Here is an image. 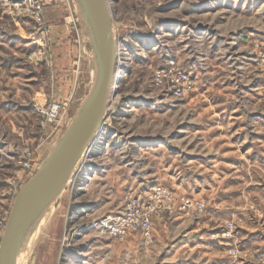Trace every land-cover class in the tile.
<instances>
[{
    "label": "rangeland",
    "instance_id": "obj_1",
    "mask_svg": "<svg viewBox=\"0 0 264 264\" xmlns=\"http://www.w3.org/2000/svg\"><path fill=\"white\" fill-rule=\"evenodd\" d=\"M106 1L116 68L102 127L17 264H264V0ZM42 2L41 22L0 4L2 213L94 77L73 1ZM170 60L191 78L181 97L153 85ZM158 186L205 208L153 211L147 236L104 230L125 195L148 203Z\"/></svg>",
    "mask_w": 264,
    "mask_h": 264
},
{
    "label": "water",
    "instance_id": "obj_2",
    "mask_svg": "<svg viewBox=\"0 0 264 264\" xmlns=\"http://www.w3.org/2000/svg\"><path fill=\"white\" fill-rule=\"evenodd\" d=\"M75 1L94 52L96 75L71 123L41 166L18 190L0 245V264H16L21 244L36 229L103 124L116 67L112 17L106 0Z\"/></svg>",
    "mask_w": 264,
    "mask_h": 264
},
{
    "label": "built area",
    "instance_id": "obj_3",
    "mask_svg": "<svg viewBox=\"0 0 264 264\" xmlns=\"http://www.w3.org/2000/svg\"><path fill=\"white\" fill-rule=\"evenodd\" d=\"M0 4L15 10L16 13H26L38 22L42 21V0H0ZM153 85L170 91L176 97H181L187 90L191 89V78L184 69L179 68L174 61L170 60L165 66L154 71ZM65 111L64 105L52 103L47 107L45 113L51 121L60 124L59 120ZM22 165L23 169L29 174L35 172L33 151H26L25 157L22 159ZM150 197L151 202L145 203L138 198L125 195L122 200V210L118 215L109 217V220L104 225V230L119 239H123L126 234L136 231H140L141 234L147 236L152 230L151 213L153 211L160 209L172 210L176 201L187 212L189 210L202 212L205 208L203 200H192L185 196H181L176 200L172 192L162 186L155 187ZM10 210L11 208L3 213L0 212V245ZM233 226V222H227L226 229L228 233L231 232Z\"/></svg>",
    "mask_w": 264,
    "mask_h": 264
},
{
    "label": "bare ground",
    "instance_id": "obj_4",
    "mask_svg": "<svg viewBox=\"0 0 264 264\" xmlns=\"http://www.w3.org/2000/svg\"><path fill=\"white\" fill-rule=\"evenodd\" d=\"M73 1V5L75 4V9H77L79 12H80V8H79V6L77 5V2L75 1V0H72ZM81 13V12H80ZM81 17H82V15H81ZM83 18V17H82ZM112 34H113V30H112ZM113 39H114V36H113ZM116 41H114V43H115ZM115 50H116V46H115ZM116 54V53H115ZM92 57H93V61H94V77H93V80H92V84H93V82H94V78H95V75H96V63H95V59H94V52H93V50H92ZM116 68V67H115ZM114 74H115V72H114ZM114 74H113V79H114ZM112 83H113V81H112ZM91 88V87H90ZM111 90V89H110ZM86 95H87V93H86ZM86 97V96H85ZM84 97V98H85ZM84 98L82 99V101L84 100ZM107 109V108H106ZM105 113H106V110H105ZM105 113H104V116H105ZM75 116V115H74ZM74 116H73V118H74ZM73 118H72V120H73ZM71 120V121H72ZM103 120H104V118H103ZM71 121L69 122V124L71 123ZM68 124V125H69ZM68 127V126H67ZM61 136V135H60ZM93 143V142H92ZM92 143L89 145V147L92 145ZM89 147L88 148H86V150L83 152V154L89 149ZM83 154H82V156H83ZM81 156V157H82ZM46 157V156H45ZM44 157V158H45ZM81 157H80V159H79V161L81 160ZM43 158V159H44ZM43 159H42V161H43ZM78 161V162H79ZM42 163V162H41ZM41 163H40V166H41ZM78 164V163H77ZM76 164V165H77ZM76 167V166H75ZM75 167H74V169H75ZM74 169H73V171H74ZM73 171L71 172V174H70V176H69V178H68V180L66 181V183H65V185H64V187L62 188V190L60 191V193L64 190V188H65V186H66V184L69 182V180H70V177H71V175H72V173H73ZM60 193L56 196V198L49 204V206L46 208V210L44 211V213H43V215L41 216V218H40V220H39V223H38V225H37V227H36V229L33 231V233L37 230V228H38V226H39V224H40V221L43 219V217H44V215L46 214V212H47V210L49 209V207L52 205V203L58 198V196L60 195ZM33 233L28 237V238H26L24 241H23V243L21 244V246H20V248H19V250L21 249V248H23L24 247V245L28 242V240L31 238V236L33 235ZM19 250H18V253H19ZM18 253H17V257H18ZM16 264H17V259H16Z\"/></svg>",
    "mask_w": 264,
    "mask_h": 264
}]
</instances>
